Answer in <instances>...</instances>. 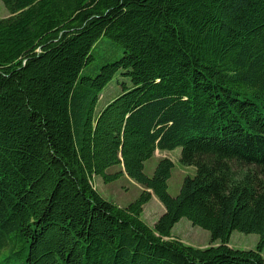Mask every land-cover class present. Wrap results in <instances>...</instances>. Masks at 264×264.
I'll list each match as a JSON object with an SVG mask.
<instances>
[{"label": "trees", "instance_id": "16d2710c", "mask_svg": "<svg viewBox=\"0 0 264 264\" xmlns=\"http://www.w3.org/2000/svg\"><path fill=\"white\" fill-rule=\"evenodd\" d=\"M1 1L0 264H264V0ZM104 38L122 56L93 76ZM176 149L195 173L172 196L174 162L146 165ZM124 176L144 190L121 207L94 180Z\"/></svg>", "mask_w": 264, "mask_h": 264}, {"label": "rangeland", "instance_id": "374dc122", "mask_svg": "<svg viewBox=\"0 0 264 264\" xmlns=\"http://www.w3.org/2000/svg\"><path fill=\"white\" fill-rule=\"evenodd\" d=\"M8 16L9 13L0 0V19L7 18ZM119 49L120 48L112 41L104 38L100 42V49L95 56V62L91 67L90 74L95 76L103 65L118 60L122 56V51ZM124 82L129 83L128 80H124L121 73H118L114 80L103 91L96 109L97 114L102 112L104 108H106V106H108V104L121 93L122 86L120 84ZM180 157V149L171 152H156L153 159L146 165L147 174L152 175L159 160L168 158L174 162L175 168L169 184V192L172 196H176L179 193L184 178L187 176H193L195 173L194 168L184 167L180 163ZM120 170V167H116L111 169L110 173H117ZM94 184L96 189L107 200L114 202L121 207H126L134 202L144 190L143 187L130 180L127 176H124L122 179L112 184H105L101 178H96ZM164 210L165 208L162 203L156 197H153L151 202L145 206L142 218L150 227H154L164 213ZM172 234L185 244L195 248L205 249L211 246L210 233L194 226L187 219L181 220V222H179L173 229ZM259 240L260 238L257 235H245L240 232H234L229 246L239 250H255ZM217 244L218 243H215V245Z\"/></svg>", "mask_w": 264, "mask_h": 264}, {"label": "crops", "instance_id": "0c3cea01", "mask_svg": "<svg viewBox=\"0 0 264 264\" xmlns=\"http://www.w3.org/2000/svg\"><path fill=\"white\" fill-rule=\"evenodd\" d=\"M195 170V169H194ZM170 184V183H169Z\"/></svg>", "mask_w": 264, "mask_h": 264}]
</instances>
